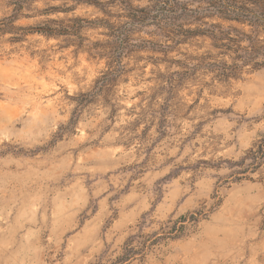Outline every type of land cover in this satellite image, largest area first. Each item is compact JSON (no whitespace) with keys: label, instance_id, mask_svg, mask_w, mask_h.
<instances>
[{"label":"rangeland","instance_id":"rangeland-1","mask_svg":"<svg viewBox=\"0 0 264 264\" xmlns=\"http://www.w3.org/2000/svg\"><path fill=\"white\" fill-rule=\"evenodd\" d=\"M92 2L0 0V264H264L263 28Z\"/></svg>","mask_w":264,"mask_h":264},{"label":"trees","instance_id":"trees-1","mask_svg":"<svg viewBox=\"0 0 264 264\" xmlns=\"http://www.w3.org/2000/svg\"><path fill=\"white\" fill-rule=\"evenodd\" d=\"M81 2L97 5L92 0H80ZM149 6L137 11L136 14L142 23L150 20L153 23L175 22L179 17H183L186 24H199L208 26L212 30L220 32V26L207 25L204 20L218 19L226 22L248 25L252 28L253 34H258V30H264V0H189L181 2L179 0H147ZM197 5L194 9L188 6ZM128 9L132 7L126 4ZM150 23L149 21H147ZM172 25V23H171ZM182 25V24H181ZM195 36H205L208 31H187ZM213 31L210 35L213 38ZM251 44V43H250ZM251 52H255L253 49ZM252 61V59H251ZM257 68L264 67V64H256Z\"/></svg>","mask_w":264,"mask_h":264}]
</instances>
